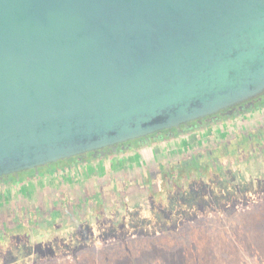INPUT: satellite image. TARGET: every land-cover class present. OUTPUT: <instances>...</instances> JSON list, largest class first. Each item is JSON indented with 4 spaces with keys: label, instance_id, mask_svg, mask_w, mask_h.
Returning a JSON list of instances; mask_svg holds the SVG:
<instances>
[{
    "label": "water",
    "instance_id": "obj_1",
    "mask_svg": "<svg viewBox=\"0 0 264 264\" xmlns=\"http://www.w3.org/2000/svg\"><path fill=\"white\" fill-rule=\"evenodd\" d=\"M264 91V0H0V176Z\"/></svg>",
    "mask_w": 264,
    "mask_h": 264
},
{
    "label": "rangeland",
    "instance_id": "obj_2",
    "mask_svg": "<svg viewBox=\"0 0 264 264\" xmlns=\"http://www.w3.org/2000/svg\"><path fill=\"white\" fill-rule=\"evenodd\" d=\"M256 124L219 135L229 151L216 153L218 161L202 171L175 177L172 169L174 182L158 172L165 148L145 149L133 168L119 163L117 193L106 191L91 207L96 211L22 212L31 220L17 228L9 221L0 264H264V141L236 145ZM215 142H188L186 155ZM183 153L175 145L166 157L175 163Z\"/></svg>",
    "mask_w": 264,
    "mask_h": 264
},
{
    "label": "flooded vegetation",
    "instance_id": "obj_3",
    "mask_svg": "<svg viewBox=\"0 0 264 264\" xmlns=\"http://www.w3.org/2000/svg\"><path fill=\"white\" fill-rule=\"evenodd\" d=\"M252 122L257 123L254 126L256 130L246 134L240 133L236 139L237 146L264 141V91L217 113L183 123L178 127L118 143L115 148L105 147L41 165L38 170L26 169L0 176V212H16L12 218L0 214V238L9 226V221L15 223L12 224L13 228L20 227L26 220L27 223L30 222L28 214L22 218L25 216L22 212H32L33 215L40 216L42 212L96 211L91 207L101 205L106 191L117 193L120 186L118 179H121L117 178L118 170L124 171V168H119V163H125L126 168H133V164L139 161L137 159H140L145 149L151 151L165 148L164 153L161 152L164 159L160 160L163 164L158 172L160 176L162 174L170 176L168 179L172 178L171 182L175 181L173 175L175 173V177H178L192 168L202 171L211 165V160L218 161L216 153L227 152L230 149L228 142L219 138V135L224 136V133H229L235 127L242 130L245 126L249 127ZM209 138L216 141L214 146L197 148L186 155V150L192 148L190 146L192 142L204 146ZM175 145L179 149L182 148L184 153L173 163L166 157L168 156L166 151ZM186 145L189 147L184 149ZM177 153L176 151L175 155ZM167 158L168 160H165ZM142 159L144 163H148L149 159L146 160L144 157ZM102 167L105 173L101 176ZM172 169L175 171L173 174ZM146 174L150 175L151 170ZM96 175L98 180L92 179ZM110 181H113V184ZM121 183L123 186L126 185V181ZM91 184L94 186L91 187ZM45 194L47 196L43 199Z\"/></svg>",
    "mask_w": 264,
    "mask_h": 264
}]
</instances>
